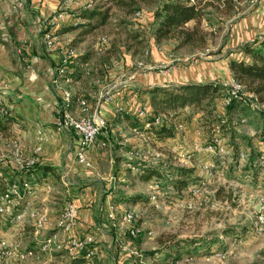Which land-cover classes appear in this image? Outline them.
I'll list each match as a JSON object with an SVG mask.
<instances>
[{"label":"rangeland","instance_id":"obj_1","mask_svg":"<svg viewBox=\"0 0 264 264\" xmlns=\"http://www.w3.org/2000/svg\"><path fill=\"white\" fill-rule=\"evenodd\" d=\"M23 1L26 0H19V2ZM84 2L94 5L107 3V0H60V6L37 28L40 40H35L38 50L34 56H45L65 48L58 60L59 67L61 63L67 65L73 55L83 51L91 53L94 61L100 59L101 55L105 53L104 55L110 58H108L110 63L107 68L110 69L115 59L136 52L133 55L136 62H145L146 64L150 54H145L144 50L148 49L154 25L153 8L141 3L134 13L127 15L112 6L110 16L105 23L86 35L81 41H71L73 35L71 33L57 37L55 28H51L52 22L49 21L51 16L59 12L64 16L70 12L68 10L75 11L83 7ZM230 2L229 9L227 5L222 4L217 8L209 7L201 19L200 27L207 33L208 40L205 49L189 52L184 48L174 49L173 41L163 42L168 46L171 58L178 59L173 60V63L179 62L176 66L189 71H197L200 75H204L201 73L206 72L208 67L212 68L211 71L216 74L214 79L219 83L229 77L224 66L231 58L242 56L240 52L242 43L252 41L257 36L264 34V0H231ZM137 11H139V15ZM48 29L52 36L50 46L47 45L43 36ZM137 37L143 38L140 45L136 43ZM127 45L131 46L132 52H126L124 46ZM69 49H72L74 53L70 54ZM107 49L109 51L105 52ZM123 51L125 52L123 53ZM20 52L23 55H29L23 47H20ZM171 63L165 65L166 63L162 62L160 66H154L146 71L148 73V70L166 69ZM214 65L215 68L212 67ZM86 67L87 65L84 66L83 81L91 78L90 85L97 88L98 86L95 84L97 75L85 73L88 69ZM138 68L139 71L146 69ZM126 69L124 67L122 70L125 72ZM81 84L85 83L79 82V85ZM223 93L224 89L221 90L219 96L221 97ZM237 108L239 110L233 115L222 114L226 123L228 122L227 129L233 130L240 136L243 135L250 143L254 142L256 147L264 148L263 143L256 141L258 140L257 136L249 135L253 127L257 129V127L263 126L264 103L259 104L255 110H252L248 103ZM246 114H248L247 120L238 122L239 118ZM247 128L250 132L248 135L245 133ZM197 130L194 126L187 125L185 127L181 124L177 130L176 138L167 144H158L157 140H153L151 136L142 134L145 137V140L142 141L147 145L141 146L140 149L133 148L138 153L134 154L133 151L130 154L131 159H136L141 163L194 167L195 171L203 178L193 187L185 188L179 196L166 188H161L163 185L161 180L145 182L136 176L132 179L133 174H131L130 168H125L124 178L120 175L114 180V186L110 188L114 193L111 199L117 215L115 224L113 225L109 220H103L100 227L89 232L93 238L92 245L94 247L92 260L96 264H251L254 262L264 264V222L258 221L259 204L261 198L264 197L263 171L259 170L257 180L251 181L231 176L224 167L221 169L219 166L213 167L211 156L214 153L198 150V147H203L210 139L213 141L217 139L219 140L217 142L221 144L220 132L211 129V126L208 125ZM262 167L264 169V166ZM136 194L141 195V198L131 201L129 197ZM122 211H134L137 214L136 220L133 221V225L138 228L136 236H130L127 232L128 224L121 223L120 213ZM10 219L9 223L13 221ZM22 223H26V217L21 225ZM222 227H231L237 230L239 236L225 237L218 233ZM256 227H261L260 232L255 230ZM99 234L106 235L107 238L100 240ZM209 237H217L219 240L210 245L208 244ZM168 238L175 240L188 238L200 241L194 245L199 248H192V254L189 256L171 261L160 260L155 253L154 256H151V252L158 250L162 242ZM11 243L10 254L1 256L0 264H9L5 257L21 251L25 245L17 240ZM68 248L69 244L64 248L66 252L61 258H52V260L43 262L35 255H31L25 258L22 264H50L52 262L62 264L65 262L64 259L68 260L70 257Z\"/></svg>","mask_w":264,"mask_h":264},{"label":"crops","instance_id":"obj_2","mask_svg":"<svg viewBox=\"0 0 264 264\" xmlns=\"http://www.w3.org/2000/svg\"><path fill=\"white\" fill-rule=\"evenodd\" d=\"M88 4L91 3L84 2L82 5ZM59 6L60 0H0V100L11 117L7 128L0 129V177H13L18 181L26 177L32 187V192L25 195L16 208V211H23L26 223L21 225L9 216H0V238L6 239L10 245L15 240L25 243L22 250L34 249L39 238L55 232L57 240L51 250L34 254L43 262L61 258L70 239L88 235L100 227L103 220L108 221V206L114 205L111 199L114 193L110 190L114 180L120 175L124 178V169L134 166L136 159H131L130 154L138 151L133 148L140 149L147 145L142 141L145 140L142 136L145 133L128 123L129 117L137 115L136 110L140 105L147 106L151 111L147 90L155 84L216 81L212 68L208 67L206 72L201 73L204 75H200L197 71L176 66L179 62L173 63L176 58H171L168 46L163 42L156 44L152 33L148 44L150 58L146 64L143 62L139 65L129 53L115 59L104 76L96 77L97 88L90 85L91 78L83 81V75L79 80H74L68 77L64 67L63 71L60 70L62 66L58 67L60 54L65 48L45 56H34L38 50L35 40H40L37 28ZM68 11L62 18L52 15L49 19L51 28L57 30L74 21L72 10ZM75 32L72 30L62 34L71 33L72 38ZM62 34H57V37ZM20 47L29 55L21 54ZM162 62L165 65L172 63L166 69L148 70L147 73V69L160 66ZM76 64L84 69V66L92 64V59L86 65ZM124 67L127 68L125 72L122 70ZM138 67L146 69L139 71ZM212 67L215 68V65ZM224 68L229 77L220 81L222 84L231 77L228 63ZM79 82L85 84L79 85ZM108 86L111 87L108 98H101L100 94ZM64 90L86 97L90 109L95 108L94 115L105 120V126L97 134L95 142L85 150L91 166L77 160L79 146L74 132L57 128L56 107ZM67 109L74 116L83 114L78 102L72 99ZM215 110L233 115L239 109L235 107L228 111L218 96ZM243 117L247 120L248 114ZM181 124L194 126L197 131L203 127L194 116L191 121L183 120L175 124V133L171 137L156 139L148 136L157 140L158 144H167L176 138ZM253 128L251 133L248 128L245 133L253 136L256 132ZM30 159H34V171L24 176L21 173L22 165ZM70 200L77 205V217L74 225L65 231L59 226V217L63 206ZM38 212L47 215L41 227L37 224ZM99 238L107 237L99 234ZM5 259L9 264L24 262L17 259L14 253ZM68 260L64 259L62 264L68 263Z\"/></svg>","mask_w":264,"mask_h":264},{"label":"trees","instance_id":"obj_3","mask_svg":"<svg viewBox=\"0 0 264 264\" xmlns=\"http://www.w3.org/2000/svg\"><path fill=\"white\" fill-rule=\"evenodd\" d=\"M231 0H107V3L88 4L75 11H72L71 16L74 21H69L64 26L55 31V34H62L68 31L76 30L71 41H81L84 36L92 33L100 25H103L110 16L112 6L121 10L123 14H131L135 9L139 8L141 3L150 5L154 25L152 34L156 44L173 41V48H184L189 52L194 50L205 49L207 46V33L200 27V21L207 13L209 7H218L219 5H227L228 9L231 6ZM228 9H226L228 11ZM191 23V24H190ZM138 38V37H137ZM141 37L136 41L137 45L142 42ZM126 51H131V46H124ZM112 51V49H110ZM109 49L105 50L108 52ZM239 58H231L228 61V66L231 71V76L241 82L245 89L253 92L259 102L264 103V34L257 36L252 41L242 43ZM101 55L100 59L93 60L92 54L89 52H80L71 59L66 65L62 64L67 72L68 77L79 80L83 73V67L78 64H88L92 59V64L87 65L88 73L97 76H104L109 66V56ZM132 55L136 52L131 53ZM109 58V59H108ZM108 59V60H107ZM85 64V65H86ZM70 67L72 70H70ZM74 67V68H73ZM223 85L216 81H187L178 83H168L164 85H152L147 93L150 98L151 111L144 116L132 115L129 117L128 123L139 132L151 135L156 139H163L174 135V126L183 120L191 121L194 116H197L200 125L211 126L215 130L217 126L219 138L222 140L221 145L227 152L212 154L213 167H224L231 176L237 179L257 180V173L262 170V180L264 179V169L259 163L260 147L253 142H249L243 135L235 134L233 130L227 129V123L223 115L215 110L216 97L220 95ZM223 96V95H222ZM221 96V98H222ZM84 98L76 93H71V99L78 101ZM85 99V98H84ZM223 102V100H222ZM224 104V103H223ZM229 111L235 107H243L239 101L233 100L230 104L225 105ZM220 114V117L216 116ZM129 116V115H126ZM154 116H160L159 124H153ZM241 118V117H240ZM240 118L239 121L240 122ZM245 118V117H244ZM8 111L0 118V129L7 128L10 122ZM223 119V120H221ZM264 120V119H263ZM246 121V119H245ZM145 124H149L145 126ZM233 124V123H232ZM253 136L258 137V141L264 144V122L261 128L256 129ZM227 136V137H226ZM217 144L213 139L208 140L205 144ZM243 153V157H240ZM225 154V155H224ZM137 169L130 168L132 179L136 176L139 180L148 182L161 180L163 185L161 188L181 195L185 188L193 187L202 180V175L195 171L194 167L184 165H165L162 163L137 162L133 161ZM35 164L23 170L21 173L29 175L34 171ZM27 178H21V180ZM8 182H18L13 177L3 179L0 177V191ZM141 195H131V201H137ZM218 233L225 237L234 238L239 236L237 230L233 228L222 227ZM216 236V235H215ZM208 244L212 245L217 242V237H209ZM200 241L191 240L188 238L175 240L168 238L163 241L161 246L154 253L161 259L181 258L192 254V248L198 249L197 245ZM66 252V251H65ZM66 264H84L86 259L84 252H79L72 257H69ZM259 264V263H251Z\"/></svg>","mask_w":264,"mask_h":264},{"label":"built area","instance_id":"obj_4","mask_svg":"<svg viewBox=\"0 0 264 264\" xmlns=\"http://www.w3.org/2000/svg\"><path fill=\"white\" fill-rule=\"evenodd\" d=\"M139 15V11H137ZM56 18H62L63 13L59 12L56 15ZM45 38V42L48 46L51 45L52 39L50 36L49 29L43 34ZM103 40V39H102ZM68 52L73 54L74 51L69 49ZM144 53H148V49L144 50ZM140 65L141 63L138 62ZM63 71V66L60 69ZM225 86L223 93V103L225 105L230 104L233 100L239 101L242 104H247L252 109L255 110L256 107L261 104L256 98V95L253 92L245 89L244 85L239 82L234 77H230L228 81L223 83ZM110 86L106 87L105 90L100 94L101 98H108V93L110 91ZM71 101V92L70 90H64L62 93V99L57 104L56 110L58 113L57 117V128L59 129H68L72 130L74 134L78 138V150L76 152L77 160L83 163L86 166H91V162L85 156V150L90 147L96 139L97 134L100 132L101 128L105 126V120L101 117H96L94 115V109H90L88 102L84 98L78 99V105L80 111L83 113L81 116H74L68 109L67 106ZM249 101V102H248ZM7 112L6 107L2 104L0 100V118ZM149 112L147 106H140L137 108L136 113L139 116H144ZM217 117H220L219 113H216ZM223 120V119H221ZM245 118L241 117L240 122H244ZM160 116H154L152 121L153 124H159ZM149 124H145L148 126ZM215 131L218 132L217 126L214 127ZM217 139L214 142L217 146L213 144H205L203 147L199 146L198 150H203L211 153H222L227 152L223 145L218 143ZM240 157H243V153H240ZM34 163V159H30L26 161L22 165V170H25L31 167ZM259 163L264 166V148L260 150L259 155ZM132 169H137L135 166L131 167ZM194 190V189H192ZM197 190V189H196ZM194 190V191H196ZM32 192L31 184L28 180L22 179L18 182H8L5 184L4 188L0 191V216H9L16 223H21L23 221V211H16L17 206L22 202L25 195ZM37 224L40 226L44 224L47 220L46 213L38 212L37 213ZM77 217V205L73 200L68 201L62 208L59 217V226L67 231L69 230L75 223ZM106 218L115 224V220L117 219L116 211L112 205L108 206V211L106 214ZM137 218V214L134 211H122L120 213V221L128 224V234L132 237L137 235L138 228L133 225V221ZM258 221L260 223L264 222V197L261 198L259 204V215ZM41 227V226H40ZM255 230L260 232L261 227H256ZM57 240V234L55 232L50 234H44L41 238H39L37 247L28 248L21 250L15 253V256L19 260H24L25 258L34 255L37 252H47L50 251L53 244ZM93 238L90 234L84 235L78 238L70 239L68 254L70 257L74 256L79 252H84L85 263L84 264H96L92 257L94 256V247L92 245ZM10 243L4 239L0 238V257L4 254L9 253ZM10 254V253H9Z\"/></svg>","mask_w":264,"mask_h":264}]
</instances>
